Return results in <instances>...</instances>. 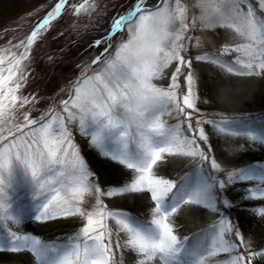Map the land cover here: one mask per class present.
<instances>
[{
  "label": "snow or ice",
  "instance_id": "snow-or-ice-1",
  "mask_svg": "<svg viewBox=\"0 0 264 264\" xmlns=\"http://www.w3.org/2000/svg\"><path fill=\"white\" fill-rule=\"evenodd\" d=\"M65 2L60 0L32 31L25 53L41 30L60 14ZM147 2L133 0L129 8L112 20L105 37L94 42L95 47H100L125 29L130 33L129 38L113 50L114 59L109 48H104V54L93 61L102 67L91 75L81 74L75 84L74 95L60 101L67 118L53 110L48 116L34 119L25 111L23 124L17 125L15 131L8 128L5 134V130L0 129V223L13 220L19 224L25 216L34 222L46 223L76 213L86 215L87 219L68 244L47 243L34 235L8 231L7 235L0 233V250L30 253L37 264H113L112 233L108 227L111 218L124 233L125 246L135 249L149 261L205 264L206 257L215 256L218 252L232 254L228 264H252L255 257H264V251H238L244 247L240 224L224 215L213 227L210 249L201 248L200 244L186 246L189 238L181 239L174 233L172 218L182 204L203 205L218 211V193H224L229 183L234 182H260L259 186L247 189L246 195L241 197V211L264 216V171H257L255 167L232 170L227 183L218 177L223 169L211 153L209 137L199 126V120L195 126L192 122L197 104L194 77L187 71L193 61L186 55L188 45L185 41L191 37L182 35L189 31V25L185 23L186 10L180 0H177L175 8H171L167 0H160L152 7H146ZM242 2L244 0H199L200 19L207 26L239 19L250 43L243 49L237 47L235 51H243L247 59L237 58L238 68L208 55L196 56V61L212 60L226 66L228 72L235 71L241 75L254 74L256 69L264 70V21L255 18L251 7L242 15ZM177 19L181 24L179 31H169ZM24 58L26 55L20 59ZM20 59L14 57V62H10L7 68L0 67V123H10V113L34 101V97L16 95L27 79L24 72L14 71ZM173 61L177 66L168 90L157 88L152 83L153 78ZM3 63L0 59V65ZM4 108L8 109L7 113L2 110ZM170 108L178 122L173 127H166L161 114ZM77 116L81 132L88 135V130L92 129V143L101 150L105 148L104 133H116L124 144V150L112 154V159L133 170L130 182L122 186L117 182L107 190H101L66 126V119L72 120ZM206 123L218 133L264 142V137L245 130L243 120L225 121L223 126L215 120ZM182 124L186 125L184 133L180 131ZM136 134L139 135V146L129 151L127 140ZM201 143L208 147V151L201 147ZM162 154L198 158L200 169L208 166L207 174L199 175L194 182L188 178L179 183L162 178L160 173L168 163L162 160ZM103 155L108 156L109 153L104 151ZM158 161L160 165L154 172L153 167ZM21 174L29 179L31 185V191L27 190L31 200L30 213L27 214L23 206L14 207L20 198L16 193L25 189ZM88 190L97 193V203L94 211L85 214L78 206V200L81 193ZM118 195L133 204L139 199L146 201L150 219L144 221L127 210L109 209L102 197ZM222 203L226 208L236 206L227 199ZM5 244H11V247L4 248Z\"/></svg>",
  "mask_w": 264,
  "mask_h": 264
},
{
  "label": "rangeland",
  "instance_id": "rangeland-1",
  "mask_svg": "<svg viewBox=\"0 0 264 264\" xmlns=\"http://www.w3.org/2000/svg\"><path fill=\"white\" fill-rule=\"evenodd\" d=\"M56 1H43L32 9L24 11L13 22L0 26V48L3 49L4 54L15 53L21 50V42H24L28 32L34 27L39 18L54 7ZM131 1L122 0V3L114 7L113 10L111 9L108 15L115 12L117 8H122L127 3L129 4ZM150 2L154 5L158 0H150ZM176 2L177 0H167L171 8H175ZM66 4H68L66 7H69L71 3L68 2ZM180 4L186 10L185 23L189 25V31L182 33V35L191 37L185 43L188 45L186 55L193 61L191 69L187 71L191 72L194 77L193 88L197 104V110L193 113L192 122L195 126L196 121L199 120V126L205 129L209 137L208 143L211 153L223 169L218 173V177L227 183L229 181V172L232 170L255 167L257 171H264V142L260 140L253 141L251 138L245 136H230L218 133L211 124L206 123V121L216 119L215 121L223 126L225 121L243 120L244 125H246L245 130L252 131L259 137H264V113L255 119H251L245 113L225 112L221 108L217 109V106L210 103L207 96L201 95L199 90L200 86L207 82V78H210L213 72L206 68V63L209 62L210 67L212 65L215 67L221 66V63H213L212 60H195L196 56L208 55L218 57L225 65L230 63L234 68L240 67L236 63L237 58H247L243 55V51L237 52L235 49L237 47L243 49L244 46L250 43V37L245 34L239 19L217 22L213 26H207L200 19L202 10L199 7V0H193L190 7L185 0H180ZM249 7L252 8L258 21H264V3H262V0H244L240 4L241 14H246ZM70 14L69 11H65L62 19L70 18ZM76 23L82 25L84 21L77 20ZM180 27V21L177 19L170 25L169 31H179ZM51 33L50 26L42 29L40 35L27 53H25V49L23 51L26 58L21 61L16 72H24L27 79L23 82V86L18 90L16 95L34 97V101L31 104L25 105L23 109L18 108L10 113V123H0V129H4L5 134H7L6 130L8 128L15 131L17 125L23 124V114L25 111L34 119L48 116L53 110L59 112L62 117L67 118L68 114L62 111L60 101L68 99L70 94L74 95L75 86L70 90L69 83L79 73H83L85 76L91 75L94 70H99L102 67L100 64H94L90 68L87 67L88 63L80 67V64L84 63L87 56H90L93 51L99 49V52H101L105 46L111 50V58L114 59L115 52L113 50L118 47L119 43L125 42L130 36V33L125 29L110 42L104 43L100 47L93 46L94 41H91V37L88 36L82 43L76 46V49L80 48V50H78V55L75 54L74 56V53H71L73 50H70L72 47L69 43L73 42L74 37L81 38L78 27L64 30L54 35H51ZM104 37V35H98V40H102ZM109 44L111 47H109ZM227 49L232 50L227 51ZM84 55V60L81 62L75 61L74 57L79 58ZM176 66L175 61L170 63L166 68L162 69L159 76L153 78L152 83L157 88L167 91ZM53 71L55 76L52 77V81L55 82L56 77L58 80L66 78L68 80L51 94H41L39 91L41 88L38 87V84L42 86L45 82L49 81V78H51L49 75ZM256 73L264 89V70L256 69ZM80 82L82 83V81ZM182 87H184L183 84ZM4 104L7 105V100L4 101ZM2 110L6 113L8 112L7 108ZM161 121L164 122L166 127H173L178 122L171 108L161 114ZM66 126L71 132L73 140L89 165L90 170L95 174L97 184L101 190H107L108 186L115 185L117 182H119L120 186L125 182H130L133 170L127 169L126 165H122L119 161L112 159V154H118L119 151L124 150V144L119 140L116 133L107 131L104 133L105 148L101 150L92 143L90 134L92 129L88 130V135L81 132L78 116L72 120L66 119ZM185 127L186 125H181L180 131L182 133H184ZM138 141V134L134 137H129L127 140L128 150L131 151L138 148ZM201 147L205 151H208V147L203 143H201ZM104 151H107L109 155L104 156ZM162 160L168 162L167 166L160 173L162 178L170 179L177 183L184 178H188L194 182L199 175L207 174L206 170L208 166L205 165L203 169H200L197 164L198 158L162 154ZM159 165L160 161H158L157 165H154V172ZM21 181L22 187L25 189H20L16 193L20 198L16 201L14 207L23 206L27 214L30 213L31 209L30 195L27 192V190L31 191V185L29 179L23 174H21ZM259 185L260 182L258 181L229 183L226 191L217 195L216 206L218 211H213L203 205L182 204L172 218L174 233L183 239L184 237L189 238V232L193 231L195 234L188 239L186 246L194 247L200 244L201 248L210 249L213 227L218 224L221 216L224 215L240 224L244 247L238 251H244L245 249L248 251H264V216H261L259 213L253 215L250 212L241 211V207L243 206L241 197L246 195L247 189ZM102 199L111 210H127L144 221L149 220L151 217L150 208L143 199H139L135 204L131 200H125L122 195L115 197L104 196ZM223 199L233 202L236 206L226 208L222 203ZM96 203L97 193L93 190L81 193L78 200V206L85 214L94 211ZM86 222V215L81 216L78 213L57 218L46 223L34 222L25 216L21 218V223L19 224L13 220H6L0 223V233L7 235L8 231H16L17 234L34 235L47 243L68 244L71 237ZM108 227L112 233L113 264H161L158 259L149 261L135 249L126 247L125 235L119 230V225L116 224L114 219L110 218L108 220ZM225 239H229V237L225 236ZM231 239L236 240L235 237ZM3 247L10 248L11 244H5ZM231 255L229 253L218 252L215 256L206 257L205 264H228ZM0 264H37V262L30 253L16 254L0 250ZM252 264H264V257H255Z\"/></svg>",
  "mask_w": 264,
  "mask_h": 264
},
{
  "label": "trees",
  "instance_id": "trees-1",
  "mask_svg": "<svg viewBox=\"0 0 264 264\" xmlns=\"http://www.w3.org/2000/svg\"><path fill=\"white\" fill-rule=\"evenodd\" d=\"M46 0H0V26L8 24L16 20L24 11L32 9L35 5ZM190 7L193 0H185ZM65 11H69L70 18L62 19L63 13L50 24L51 35L77 28L81 38L74 37L73 42H70L71 53L78 55L80 48L76 49L79 43H82L88 36L91 41L98 40V35H104L111 25L112 20L123 13L131 6L133 0L122 8H117L115 12L110 13L111 9L122 3V0H73ZM124 5V3H123ZM77 20L84 21L82 25L76 23ZM87 24V25H86ZM97 35V36H96ZM94 46V45H93ZM75 47V48H74ZM91 48H93L91 46ZM94 49V48H93ZM111 50L109 49V52ZM99 53V49L93 51L90 56H87L86 61L80 64L89 63L94 56ZM83 55V54H82ZM86 55V54H85ZM82 57H74L75 61L81 62ZM84 66V65H83ZM206 68L212 72L207 82L200 86V94L207 96L210 103L217 106V109L225 112L245 113L247 117L255 119L264 113V89L263 84L257 77V73L251 75H241L237 72H228L226 66L210 67L209 62L206 63ZM238 68V67H237ZM55 76L54 71L49 75L50 80L42 86L38 84L41 94L49 95L54 92L60 85L68 79L52 81ZM215 117V116H211ZM217 117V116H216ZM139 218V217H138ZM140 219V218H139ZM195 234L189 232V238Z\"/></svg>",
  "mask_w": 264,
  "mask_h": 264
},
{
  "label": "bare ground",
  "instance_id": "bare-ground-1",
  "mask_svg": "<svg viewBox=\"0 0 264 264\" xmlns=\"http://www.w3.org/2000/svg\"><path fill=\"white\" fill-rule=\"evenodd\" d=\"M55 8V7H54ZM53 8V9H54ZM53 9H52V11H53ZM25 43V42H24ZM24 43H22V46L21 47H25V45L26 44H24ZM22 55H24L23 54V52L21 53V52H15V53H10V54H4V51H3V49L2 48H0V59H2L3 61H4V63L2 64V65H0V67H3V68H7V66H8V64L10 63V62H14V57H15V59H20L21 58V56ZM23 59H20V63H21V61H22ZM20 65V64H19ZM19 67V66H18ZM18 70V68L17 69H14V71H17Z\"/></svg>",
  "mask_w": 264,
  "mask_h": 264
},
{
  "label": "water",
  "instance_id": "water-1",
  "mask_svg": "<svg viewBox=\"0 0 264 264\" xmlns=\"http://www.w3.org/2000/svg\"><path fill=\"white\" fill-rule=\"evenodd\" d=\"M48 16V14L44 17V18H42V20L38 23V24H40L46 17ZM37 24V25H38ZM31 33L32 32H30L29 34H28V36H27V39L31 36ZM81 76V74H78L75 78H74V80L69 84V86H70V88H72L75 84H76V82H77V79H78V77H80Z\"/></svg>",
  "mask_w": 264,
  "mask_h": 264
}]
</instances>
